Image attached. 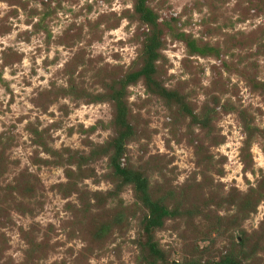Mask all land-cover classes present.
Segmentation results:
<instances>
[{"label":"rangeland","instance_id":"374dc122","mask_svg":"<svg viewBox=\"0 0 264 264\" xmlns=\"http://www.w3.org/2000/svg\"><path fill=\"white\" fill-rule=\"evenodd\" d=\"M0 264H264V0H0Z\"/></svg>","mask_w":264,"mask_h":264},{"label":"trees","instance_id":"16d2710c","mask_svg":"<svg viewBox=\"0 0 264 264\" xmlns=\"http://www.w3.org/2000/svg\"><path fill=\"white\" fill-rule=\"evenodd\" d=\"M151 17H152V14L151 13H146L145 15H144V19H145V21L146 20H151ZM152 51H153V49L152 48H150L149 49V52H150V54L152 53ZM149 58L151 59L152 58V56H149ZM126 134H130V131H127L126 132ZM141 184H145L146 185V182H143V181H141ZM141 191H142V196H144L145 198H146V196L144 195V190L143 189H141ZM247 204H249V201H248V203ZM159 205V204H158ZM157 204H152L151 205V214L155 217L154 218V222H153V217H152V219L150 220V223H152L153 225H160V222H161V219L162 218H164V217H167V215H169L168 214V212L166 211V210H164L162 207H159Z\"/></svg>","mask_w":264,"mask_h":264}]
</instances>
